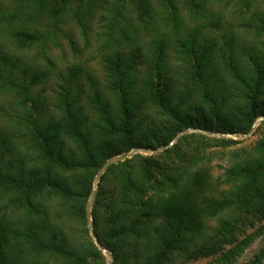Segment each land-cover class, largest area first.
<instances>
[{"label":"trees","instance_id":"trees-1","mask_svg":"<svg viewBox=\"0 0 264 264\" xmlns=\"http://www.w3.org/2000/svg\"><path fill=\"white\" fill-rule=\"evenodd\" d=\"M236 1L249 44L214 34L234 0H0V264H105L85 213L104 160L187 128L246 133L264 115V0ZM58 36L80 54L94 36L101 83L58 68ZM256 130L217 176L210 149L240 139L191 131L109 165L91 225L111 264H231L258 238L242 264H261L264 120ZM227 212L258 223L235 239Z\"/></svg>","mask_w":264,"mask_h":264},{"label":"rangeland","instance_id":"rangeland-1","mask_svg":"<svg viewBox=\"0 0 264 264\" xmlns=\"http://www.w3.org/2000/svg\"><path fill=\"white\" fill-rule=\"evenodd\" d=\"M252 2H255V1L252 0ZM238 5H239V3L236 0H234V4L232 6H229L226 10L224 9V13H223L224 16L221 18L222 24L220 25L222 27H220L218 30L216 29L214 31V34L218 37L220 43H222V41H223L222 35L228 34V32H233L237 38V41H242L241 43L247 42V44H249L248 43V40H250L249 37L252 38V34L248 33L245 35V33L242 31V29H240V28L238 29L235 25L237 22L236 19L238 17L237 16ZM215 7L218 8V5L215 4L213 6V8H215ZM65 27L68 28L69 30H72V28H73L70 24H66ZM76 34H77V32H76ZM238 36H240V37H238ZM57 39H58V42H59L61 47L58 46V47L53 48L52 58H53V62H55V64L58 66V68L64 69V67H67V66H70L71 68L73 66H80L84 70H86L88 72H92L93 74H95L99 80V83L102 82V79H103L102 78V70L100 67L99 55L96 52V45L94 42V36L92 38L93 41L91 40L92 45L90 47H88L87 49H85L84 51H82L81 54L79 53V51L77 52V51L72 50V48L68 44V41L66 40V38H64L62 36H58ZM93 42H94V44H93ZM77 44L80 47L83 45L82 41L78 37H77ZM57 79H58L57 75L53 74L48 83L41 85L42 89L40 88L41 89L40 92H42L44 94H50L51 93V87L50 86L53 85ZM4 101H6L5 104H3ZM8 101H10V97L7 96L6 94L0 93V104L7 105ZM258 118L261 120H259L257 122V124H255L254 129L249 134H247L245 136L235 137L231 134L222 133V132H218V131L214 132V134L204 133L207 136L215 137V138H233V139H240L241 140L237 144L229 145V146H226L224 148H222L220 146H214L210 149L211 154H212V158L209 161V166H210L212 174L214 176L220 175L225 170V168H227L230 165L231 161L234 158V152L235 151L239 152L240 150H242V148H249V146L251 144H254V142L258 139L261 131H259V130L257 131L256 128L261 122H263L264 115H261ZM191 131H195V130H190L187 132H191ZM207 151H209V150H207ZM157 152L158 151H156V152H139V153L156 154ZM226 215H228L229 218H231L233 221L234 227H233L232 231L234 232V235L236 236L235 239L236 238H239V239L242 238L244 235H246L247 233L252 231L253 228L258 223L256 217L254 215H252V213H249L246 215L244 213H242L239 216H236V218L232 217L231 214L228 212L226 213ZM252 221L255 222L253 225H251ZM215 223L217 224V221L216 222L211 221V224H215ZM260 245H261V240L258 238L248 248H246L244 250V252L231 264H242L244 261H247L258 250ZM223 246L226 249V248L230 247L231 244L224 242ZM217 254H219V253L198 257L196 259L185 260L182 263L183 264H203L207 261H211L213 258L216 257ZM107 259H108V257L105 256L106 263H107ZM212 261H214V260H212ZM214 263L219 264L218 262H215V261H214ZM261 264H264V260L262 261Z\"/></svg>","mask_w":264,"mask_h":264},{"label":"water","instance_id":"water-1","mask_svg":"<svg viewBox=\"0 0 264 264\" xmlns=\"http://www.w3.org/2000/svg\"><path fill=\"white\" fill-rule=\"evenodd\" d=\"M261 120L259 118L255 119L250 130L246 133H241V134H233V136L235 137H241V136H245L247 134H249L255 127V124H257V122ZM190 130H195V131H199V132H202V133H206V134H214V132L212 131H207V130H202V129H197V128H187L185 130H182L181 132H179L171 141L168 145L166 146H169L171 145L181 134L187 132V131H190ZM166 146H160L156 149H144V148H133L132 150L128 151V152H124V153H121V154H118L116 156H112V157H109L107 158L106 160L103 161L102 165L100 166L97 174H96V177H95V183H94V186H93V189L87 199V202H86V206H85V213H86V218H87V221H88V228H89V232H90V236L92 237L94 243L96 244V246L98 247V249L101 250V252L108 257L107 259V263L106 264H111V261H112V255L111 253L105 249L97 240L96 236L94 235L93 233V230H92V225H91V205H92V202L94 200V197H95V187H96V182L98 180V177L99 175L109 166L111 165L112 163H116L118 161H122L126 158H129L133 153H136V152H156V151H159V150H162L163 148H165Z\"/></svg>","mask_w":264,"mask_h":264}]
</instances>
